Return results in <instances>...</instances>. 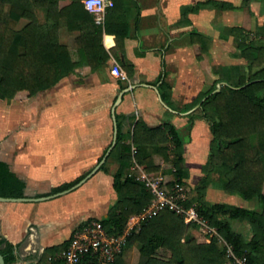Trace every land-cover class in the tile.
<instances>
[{
    "label": "crops",
    "instance_id": "1",
    "mask_svg": "<svg viewBox=\"0 0 264 264\" xmlns=\"http://www.w3.org/2000/svg\"><path fill=\"white\" fill-rule=\"evenodd\" d=\"M69 1L61 0L60 4ZM211 1L119 0L122 27L111 26L114 30L104 32L102 42L106 49L116 47L114 31L125 30L123 44L111 56L128 79L115 77L113 66L96 70L86 64L77 66L47 89L48 120L44 108H28L34 120L46 114L43 134L37 132L35 122L28 136L20 138L16 129L21 114L11 106L17 95L0 98V160L26 183L24 197L0 198V236L15 245L16 259L9 264H38L47 248L70 240L87 220L107 215L117 199L113 181L119 165L109 153L118 130L125 142H132L137 119L149 125L173 124L183 139L189 169L186 182L193 186L200 179L212 135L208 120L193 112L200 102L188 106L219 73L247 68L248 59L236 39L264 46V0H214L222 2L221 6ZM76 34L61 28L59 38L75 46ZM204 47L207 50L202 52ZM162 59L164 85L158 80ZM127 68H131L130 74ZM224 83L218 82L217 88ZM169 147L171 150V142ZM153 150L154 146H142V152ZM102 164L106 170L100 169ZM171 166V160L162 161L163 168ZM85 173L88 175L73 188L53 190ZM212 191L209 186L208 199ZM129 247L128 255L124 249L121 253L127 264L134 260V246Z\"/></svg>",
    "mask_w": 264,
    "mask_h": 264
},
{
    "label": "trees",
    "instance_id": "2",
    "mask_svg": "<svg viewBox=\"0 0 264 264\" xmlns=\"http://www.w3.org/2000/svg\"><path fill=\"white\" fill-rule=\"evenodd\" d=\"M60 1L0 0L1 99L15 98L19 92L32 97L58 84L81 64L89 65L92 70L114 65L111 54L123 44L126 36L125 30L119 31L122 27L118 18L119 0H111L104 24L96 23L84 0H70L64 5ZM211 3L223 4L214 0ZM21 20L25 22L20 26ZM115 25L119 27L114 31L116 47L106 49L102 35L114 30L111 26ZM61 28L77 33L75 46L60 41ZM236 40L248 59L247 68H240L238 73L231 69L219 73L210 87L188 106L191 108L200 102L193 112L208 120L212 135L207 159L201 167L202 175L193 186L186 182L189 169L183 155V139L173 124L149 125L137 119L131 143L125 142L118 130L116 144L109 153L119 162L113 181L117 199L107 215L99 219L107 232L121 234L130 217L151 200L152 195L143 184L127 175L135 159L148 172L162 171L167 189L175 181L184 182L188 193L185 204L195 205L198 213L231 245L234 254L244 258L245 264H264V46ZM205 50L207 47L202 48V52ZM198 57L201 58V54ZM126 70L131 73V68ZM165 76V60L162 59V71L158 76L161 85H164ZM222 80L226 83L217 90V83ZM119 126L118 121V129ZM143 145L154 146V150L142 152ZM169 160L172 166L163 168L162 161ZM100 169L106 170L105 165ZM88 173L53 190L71 189ZM214 180L227 194H239L247 200L258 199L261 208L211 202L206 193ZM25 187V181L7 162L0 160V197L22 198ZM231 219L248 223L252 235L246 238L241 231L235 230ZM189 227L169 208L142 221L126 238V246H134V260L129 264H236L227 254L226 246L219 243L218 236L200 232L191 235ZM68 242L47 248L38 264L63 263L53 258L50 263L46 260ZM0 252L5 264L16 259L15 245L2 236ZM80 264L100 262L86 255ZM110 264L127 263L120 253Z\"/></svg>",
    "mask_w": 264,
    "mask_h": 264
},
{
    "label": "built area",
    "instance_id": "3",
    "mask_svg": "<svg viewBox=\"0 0 264 264\" xmlns=\"http://www.w3.org/2000/svg\"><path fill=\"white\" fill-rule=\"evenodd\" d=\"M107 8L108 6L102 13L92 12L95 21L97 16L102 17V21L98 24H104ZM112 73L120 80L128 79L125 70L116 61L112 67ZM134 152L135 149H133ZM127 175L141 182L152 197L140 212L130 217L124 231L119 235L111 234L104 229L99 219H89L75 229L68 244L55 253L51 259L61 260L64 264H80L86 255H91L96 257L101 264H110L118 254L122 253L126 246L127 235L134 226L157 215L162 209L169 208L180 215L186 224L196 226L198 233L218 236L219 243L226 246L227 254L234 258L235 263L245 264L244 258L234 254L231 245L219 234L216 227L210 225L209 221L198 213L196 206L185 204L188 193L184 182L175 181L167 189L165 174L162 171L148 172L135 159Z\"/></svg>",
    "mask_w": 264,
    "mask_h": 264
},
{
    "label": "rangeland",
    "instance_id": "4",
    "mask_svg": "<svg viewBox=\"0 0 264 264\" xmlns=\"http://www.w3.org/2000/svg\"><path fill=\"white\" fill-rule=\"evenodd\" d=\"M24 22L25 20H21L19 25L21 26ZM46 102H48V90L38 93L35 97H27L25 93L19 92L17 94V99L11 102L12 110L14 112L20 111V114H21L20 124L18 125L16 129V131H19L21 135L20 138H25L24 135L28 136L27 133L28 131L34 129L35 122L36 124L38 123L37 132L40 131L41 134H43V130L46 126V122L44 120L46 114H47V120H48V109H46V107L48 108V104H46ZM35 106L42 108V109L44 108L46 110V114H44L41 117V119H39L38 117V120H34V118L29 117V114L27 112L28 108L35 107ZM11 133H7V136H9ZM209 186L213 188V191L210 192V199H208L211 202L220 201V202L236 204V205H240V206L247 207L250 209H257V210L261 208V204L258 199L247 200L243 198L242 196H240L239 194H227L222 189L221 184L217 180H214ZM231 222H232L233 228L237 231H241L245 235L246 238H249L252 235V229L248 223H245V222H242L236 219H231ZM188 232L195 233L196 235L198 234L197 228L194 225L189 227ZM130 251H131V247L126 246L124 248V253H126V255H128Z\"/></svg>",
    "mask_w": 264,
    "mask_h": 264
},
{
    "label": "clouds",
    "instance_id": "5",
    "mask_svg": "<svg viewBox=\"0 0 264 264\" xmlns=\"http://www.w3.org/2000/svg\"><path fill=\"white\" fill-rule=\"evenodd\" d=\"M85 7L90 12L102 13L104 8L111 6V0H84ZM102 21L101 16H97V23Z\"/></svg>",
    "mask_w": 264,
    "mask_h": 264
},
{
    "label": "water",
    "instance_id": "6",
    "mask_svg": "<svg viewBox=\"0 0 264 264\" xmlns=\"http://www.w3.org/2000/svg\"><path fill=\"white\" fill-rule=\"evenodd\" d=\"M220 86V85H219ZM219 86L217 88V90L219 89ZM110 150V149H109ZM109 152V151H108ZM2 199H17V198H5V197H0ZM0 264H5V261H4V257L2 255V253L0 252Z\"/></svg>",
    "mask_w": 264,
    "mask_h": 264
},
{
    "label": "snow or ice",
    "instance_id": "7",
    "mask_svg": "<svg viewBox=\"0 0 264 264\" xmlns=\"http://www.w3.org/2000/svg\"><path fill=\"white\" fill-rule=\"evenodd\" d=\"M110 39V38H109Z\"/></svg>",
    "mask_w": 264,
    "mask_h": 264
}]
</instances>
